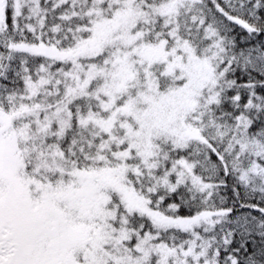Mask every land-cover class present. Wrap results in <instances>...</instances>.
<instances>
[{
	"label": "snow or ice",
	"instance_id": "1",
	"mask_svg": "<svg viewBox=\"0 0 264 264\" xmlns=\"http://www.w3.org/2000/svg\"><path fill=\"white\" fill-rule=\"evenodd\" d=\"M0 264H264V0H0Z\"/></svg>",
	"mask_w": 264,
	"mask_h": 264
}]
</instances>
